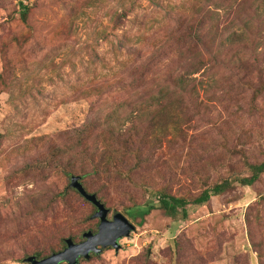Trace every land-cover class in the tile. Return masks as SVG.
Here are the masks:
<instances>
[{
    "label": "rangeland",
    "instance_id": "1",
    "mask_svg": "<svg viewBox=\"0 0 264 264\" xmlns=\"http://www.w3.org/2000/svg\"><path fill=\"white\" fill-rule=\"evenodd\" d=\"M196 2L0 0V264H24L18 260L55 246L60 236L97 228L98 220L90 218L96 210L44 162L56 138L64 141L74 128L103 122L121 101L123 113L135 109L133 89L118 81L131 84V76L139 75L135 62L146 54L120 47L117 38L144 31L155 43L148 45L149 58L168 26L175 36L189 34L188 24L167 10L187 11ZM257 3V11L243 18L252 19L247 40L240 42L241 25L230 27L236 37L234 47L223 49L225 62L194 76L213 74L218 86L209 99L199 90L203 107L179 111L182 133L147 121L134 126L122 117L123 130L136 132L138 159L146 161L135 170L132 156L109 179L85 181L90 193L105 197L108 219L121 213L135 229L118 241V251L107 248L78 264H264V174L251 186L238 183L249 176L246 160L264 161V0ZM21 6L28 10L25 24ZM96 87L108 92L85 99L86 90ZM126 169L135 171L127 175ZM223 180L230 189L204 205H188L185 216L152 210L140 224L141 217L128 215L145 211L148 201L156 204L150 190L190 199Z\"/></svg>",
    "mask_w": 264,
    "mask_h": 264
},
{
    "label": "trees",
    "instance_id": "2",
    "mask_svg": "<svg viewBox=\"0 0 264 264\" xmlns=\"http://www.w3.org/2000/svg\"><path fill=\"white\" fill-rule=\"evenodd\" d=\"M237 1L195 0L196 3L192 4L187 11L180 10L173 13L167 10L168 14H175L171 16L175 17L179 22L188 24L189 34L175 36V34L167 32L168 28H170L168 26L163 32V35L166 36L164 43H160L159 47L152 52L153 56L149 58L148 45L154 47L155 43H153L154 40H150L151 38L144 31H137L132 36L124 33L117 38V43L120 47L134 49V51H139V53L143 51L146 54V57L142 58L141 62L140 60L135 62L139 63L138 66L134 67L135 72L139 75L138 77L136 74L131 76L135 77L131 80V84H126L123 78L118 81L128 90L130 88L133 89L134 102L132 106L135 109L126 110L129 113H123L126 103L121 101L117 105L118 109L109 113L103 122H90L79 128H74L65 134L67 136L64 141L59 139L61 137L56 138L52 148V157L47 158L46 162H44L45 168L57 171L69 182L71 176L80 177V183L84 190L88 194H94L102 204H105V197L100 194L101 191L93 190L90 193L85 178L99 177L104 180L109 179L132 156L137 158L135 170L139 169L146 161L138 159L141 150L134 144L135 142L132 139L136 132L133 130L129 131V129L123 130L122 121L124 120H122V117L125 115L124 119L130 121L134 126H139L147 121L152 126L155 124L159 125L160 131L165 132L171 129L175 131L180 121L178 115L180 110L183 108L197 109V107H203L200 106L202 102L199 100V90H203L207 99L215 95V88L217 89L218 86V81L214 79L215 75L212 74L206 80H198L194 76L205 67L207 68L208 64L211 66L210 69H216L217 61L225 62L223 49L226 48V45H230V48L234 47L232 43L236 37L235 32H227L230 27L235 26V24L241 25L243 32L239 35V38H241L240 42L247 40L246 28L252 24V19L243 20V18L250 16V11H257L259 3H257L258 0ZM247 2H249L248 6L246 5ZM253 4H256L255 7H253ZM127 13L128 11H124L119 16L125 17ZM27 14V7L21 6L19 17L23 24L27 21ZM142 26H145L144 23H142ZM225 32L228 35L223 37ZM198 46L206 51L207 60L204 59V53L198 49ZM156 54H158V57ZM164 54L166 56L165 59L156 61L159 56L161 57ZM138 68H143L141 73L137 72ZM139 81L141 82L140 86ZM148 82H151L149 89ZM134 83H136L135 88H133ZM141 88L143 92L140 94L139 89ZM107 92L106 88H92L86 90L85 99L98 97ZM149 114L152 115L151 118ZM162 126L163 129H161ZM177 131L182 133L179 126ZM140 143L143 145L144 140L142 139ZM158 143H160L159 137L155 138V145H158ZM52 144L50 143V145ZM244 165L249 176L240 178L238 183L242 186H251L264 174V161L249 163L246 160ZM135 170L126 169L125 174L128 175ZM230 185L231 183L228 180H223L211 187L204 188L197 196L190 199L173 195L163 188L154 191L148 190L150 196L156 199V204L153 205L152 201H148L145 204V207H147L145 211L137 210L135 213H128V215L132 218L141 217L140 224L143 223L142 218L152 210L159 209L168 216H174L178 211H181L185 216L188 205H204L212 197L220 196L230 189ZM70 189L85 200L76 190ZM90 205L93 210H96L92 204ZM89 229L92 232H96L97 228L95 229V226H93ZM85 232L79 231L67 237L60 236L55 246L50 245L49 248L47 246V250L45 248L36 250L32 254H27L26 258L33 256L40 260L60 252L66 246V239L69 238L74 243H79L83 240L82 234ZM96 256L91 254L90 258ZM24 259L18 261H23ZM83 261L87 260L80 258L78 263Z\"/></svg>",
    "mask_w": 264,
    "mask_h": 264
},
{
    "label": "water",
    "instance_id": "3",
    "mask_svg": "<svg viewBox=\"0 0 264 264\" xmlns=\"http://www.w3.org/2000/svg\"><path fill=\"white\" fill-rule=\"evenodd\" d=\"M69 187L96 208L91 217L98 220L96 232L86 231L82 234L83 240L79 243H74L68 238L62 251L40 260L33 256L27 257L23 260L24 264H77L80 258L88 260L91 254L100 255L107 248L118 251L120 249L118 241L134 231V225L121 213H113L111 219H108L110 211L94 194H88L84 190L80 177L71 176Z\"/></svg>",
    "mask_w": 264,
    "mask_h": 264
}]
</instances>
